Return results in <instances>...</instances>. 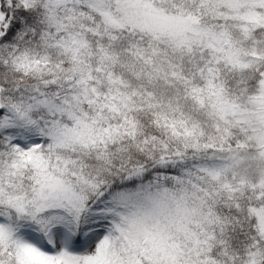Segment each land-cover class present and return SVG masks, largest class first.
<instances>
[{
    "label": "snow or ice",
    "instance_id": "1",
    "mask_svg": "<svg viewBox=\"0 0 264 264\" xmlns=\"http://www.w3.org/2000/svg\"><path fill=\"white\" fill-rule=\"evenodd\" d=\"M0 264H264V0H0Z\"/></svg>",
    "mask_w": 264,
    "mask_h": 264
}]
</instances>
